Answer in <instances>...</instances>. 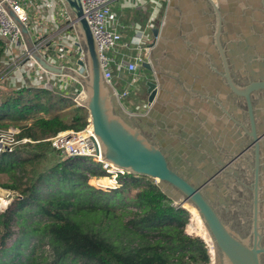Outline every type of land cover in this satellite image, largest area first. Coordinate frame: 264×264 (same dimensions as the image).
I'll return each mask as SVG.
<instances>
[{
    "label": "water",
    "instance_id": "1",
    "mask_svg": "<svg viewBox=\"0 0 264 264\" xmlns=\"http://www.w3.org/2000/svg\"><path fill=\"white\" fill-rule=\"evenodd\" d=\"M61 1L82 47L78 63L84 73L32 56L43 69L79 82L76 99L87 110L100 158L127 173L155 178L167 198L195 207L213 240L214 259L208 264H264V204L257 208V192L250 230L243 234L222 221L201 190L202 162L242 137L241 96L253 123L250 94L264 89V77L255 80L264 75V0H169L164 24L151 29L156 38L149 56L155 55L158 77L144 81L143 114L124 110L104 78L82 1ZM244 75L252 79L246 85Z\"/></svg>",
    "mask_w": 264,
    "mask_h": 264
},
{
    "label": "trees",
    "instance_id": "2",
    "mask_svg": "<svg viewBox=\"0 0 264 264\" xmlns=\"http://www.w3.org/2000/svg\"><path fill=\"white\" fill-rule=\"evenodd\" d=\"M1 59L0 40V68ZM7 91L0 131L14 127L28 140L0 150L1 186L15 195L14 216L0 196V222L11 230L0 235V264H207L202 240L184 231L188 211L152 179L124 173L104 190L88 183L102 176L88 158L58 159L50 138L84 128V107L41 84L14 80Z\"/></svg>",
    "mask_w": 264,
    "mask_h": 264
},
{
    "label": "built area",
    "instance_id": "3",
    "mask_svg": "<svg viewBox=\"0 0 264 264\" xmlns=\"http://www.w3.org/2000/svg\"><path fill=\"white\" fill-rule=\"evenodd\" d=\"M81 1L89 26L97 41L103 76L119 99L125 93L118 94L112 83V62L114 59L110 56V51L115 50L120 43V33L112 28L116 15L111 10L108 0ZM161 1L166 2L167 0ZM212 2L215 3L216 0H212ZM61 19H67L68 22L62 26L60 24ZM22 26L26 28L25 32L22 31ZM145 27L148 28L149 26L146 25ZM46 33L49 35L47 39L44 38ZM70 33H73V38H68L67 34L70 35ZM144 36V29L136 33L133 41L135 54L124 64L119 62L117 69L124 68L133 76L137 74L138 65L148 60L147 49L149 47L146 45ZM55 38L61 40L58 41L57 46L52 45ZM63 39L67 41V44H73L72 50H75V53L69 52L66 48L67 44L62 43ZM0 40L2 44L0 81H7L8 89L12 87L14 80L19 81L22 85L41 84L54 93L69 97L75 105L79 106L76 99L82 91L79 82L66 74H57L43 69L32 56V53L35 52L50 64L68 66L80 72L83 69L78 63L84 58L82 47L68 11L61 0H0ZM15 71L20 74L16 78H14ZM72 83L80 86L77 90L70 92L74 93L75 97H70V93L66 92ZM67 132L69 133L65 138ZM64 133H57L50 138L52 145L60 150L61 157L73 160L88 158V163L95 166L102 173V176H111V185L104 187L109 189L120 185L118 176L127 172L100 158V150L88 115L84 128L78 131L66 130ZM22 139L27 140V138ZM10 140H14L15 143L20 139H16L14 135V138L11 136ZM96 163H100V166H96ZM99 177L91 176L90 178ZM152 180L155 183V180ZM97 185L98 188H102L99 183ZM173 203L176 207L185 208L182 204L174 201ZM186 210L188 211V220L184 226V231L189 235L199 236L209 259L213 260L211 252L213 254L214 245L212 241L208 242L202 235L193 231L192 224L194 223L191 220V212Z\"/></svg>",
    "mask_w": 264,
    "mask_h": 264
},
{
    "label": "flooded vegetation",
    "instance_id": "4",
    "mask_svg": "<svg viewBox=\"0 0 264 264\" xmlns=\"http://www.w3.org/2000/svg\"><path fill=\"white\" fill-rule=\"evenodd\" d=\"M151 55L155 56L153 52ZM151 55L146 61L150 64V69L141 62L137 70L149 72L146 80H157L158 76ZM252 77L256 76L252 75ZM261 77L264 75L255 80ZM249 81L252 79L249 80L248 76L244 75L241 82L246 85ZM145 88L146 85L143 84V90ZM241 98L244 108L242 137L238 144L236 143L233 147L222 146L219 155L213 156L210 161L202 162L205 164L203 174L206 181L202 184L201 190L207 195L224 223L236 231L248 234L255 192L258 195L257 208L261 210L264 204V89L250 94L252 124L249 121L246 99L244 96ZM143 106L147 108V102ZM211 196L214 199H210ZM211 262L213 260L209 259L208 263Z\"/></svg>",
    "mask_w": 264,
    "mask_h": 264
},
{
    "label": "crops",
    "instance_id": "5",
    "mask_svg": "<svg viewBox=\"0 0 264 264\" xmlns=\"http://www.w3.org/2000/svg\"><path fill=\"white\" fill-rule=\"evenodd\" d=\"M111 10L115 13V22L112 24L117 32L120 33V43L115 50L110 51V56L114 59L112 62V83L118 94L125 93L119 97V101L124 110L129 113L143 114L147 108L146 92L143 90L144 80L148 79V71H137L133 76L124 68L117 69V64H124L135 54L133 41L139 30L145 32V42L149 47L148 58L151 44L155 41L151 28L160 27L164 24V15L169 0H108ZM149 27L146 28L145 26ZM156 43V42H155ZM36 70V69H35ZM33 73V72H32ZM35 75V74H34ZM33 76V74H32ZM80 86L74 84L73 90Z\"/></svg>",
    "mask_w": 264,
    "mask_h": 264
},
{
    "label": "rangeland",
    "instance_id": "6",
    "mask_svg": "<svg viewBox=\"0 0 264 264\" xmlns=\"http://www.w3.org/2000/svg\"><path fill=\"white\" fill-rule=\"evenodd\" d=\"M65 22H68L67 21V19H61V22H60V24L62 25V26H64V24H65ZM77 34V33H76ZM68 35V38H73V33L71 34L70 33V35L69 34H67ZM44 38L45 39H47V38H49V35H48V33H46L45 35H44ZM58 41H61V40H57L56 38L54 39V41H52V45L53 46H57L58 45ZM62 43H64V45H66L67 44V41L65 40V39H63L62 40ZM72 45L73 44H71V43H68L67 45H66V48L69 50V52H74L75 50H72ZM76 52V51H75ZM74 52V53H75ZM81 69V68H80ZM81 72H83L84 73V68L83 69H81ZM20 74H19V72L18 71H15L14 72V78H16V77H18ZM66 78V77H65ZM6 81H0V91H4V92H6L7 90H8V86H6L7 84L5 83ZM2 83V84H1ZM73 84V85H72ZM68 88H67V93L69 92H72L73 91V86H74V84L75 83H72ZM8 92V91H7ZM69 100H70V98H69ZM72 101V100H71ZM62 103L63 102H61V105H62ZM75 105V104H74ZM66 131V130H65ZM15 132H17V129L16 128H14V127H10V128H8L6 131H3V132H1L0 131V150L1 149H9V150H11V149H14V147H17V148H20V149H22V148H27V145L25 146V143L27 142L26 140H24V139H20V140H17L15 143H14V140L13 141H11L10 140V137L11 136H13V138H14V135H12V133H15ZM62 132H64V131H62ZM28 140V139H27ZM55 148V147H54ZM56 150H57V156H58V159H64L63 157H61L62 155H61V152H60V150L59 149H57V148H55ZM23 152V151H22ZM87 163H88V161H86ZM89 165H91L90 163H88ZM95 165H97L98 167L100 166V163H96ZM92 166V165H91ZM7 179H8V175L7 174H5V173H0V196H3L4 198H6V199H10V200H12V203H10L9 204V208H8V210H9V212L11 211L12 212V214H13V216H14V207H15V203H14V199H15V195H14V192L13 191H10V190H7V189H5V188H3L2 186H1V184L2 183H4L5 181H7ZM112 178H111V176H100L99 178H90L89 179V181H88V183L89 184H91L92 186H98L97 185V183H99L100 185H102V188L104 189V190H106L107 188L106 187H104V186H110L111 185V180ZM182 205L186 208V209H188V210H190L191 209V207L192 206H190V204H187V203H182ZM8 231H11V230H9V229H7V226L5 225V223L4 222H0V235H4V234H6ZM16 232H17V226H16ZM192 237H197V238H199V236H197V235H191ZM200 239V238H199ZM208 263V262H207Z\"/></svg>",
    "mask_w": 264,
    "mask_h": 264
},
{
    "label": "bare ground",
    "instance_id": "7",
    "mask_svg": "<svg viewBox=\"0 0 264 264\" xmlns=\"http://www.w3.org/2000/svg\"><path fill=\"white\" fill-rule=\"evenodd\" d=\"M64 132L60 131L59 134H65ZM154 180H156V179L154 178ZM190 206H192V205H190ZM190 212H191V217H192L191 220L194 223V224H192L193 231L195 233L202 235L208 242L212 241V243H213V240L210 236V233H209L207 227L205 226V224H204L200 214L198 213L197 209L192 206L190 209ZM211 255L213 256L212 258L214 259V249H213V254L211 252Z\"/></svg>",
    "mask_w": 264,
    "mask_h": 264
}]
</instances>
